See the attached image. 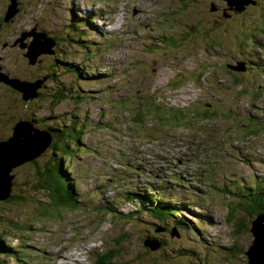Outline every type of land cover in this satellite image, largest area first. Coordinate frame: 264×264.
Here are the masks:
<instances>
[{
	"label": "rangeland",
	"instance_id": "1",
	"mask_svg": "<svg viewBox=\"0 0 264 264\" xmlns=\"http://www.w3.org/2000/svg\"><path fill=\"white\" fill-rule=\"evenodd\" d=\"M251 1L256 3L246 4L251 9L242 12L227 0L20 1L21 9L0 42L4 78L7 72L21 82H31L39 72L52 74L50 57L55 52L42 54L46 60L42 67L39 58L30 65V46L40 30L57 29L66 35L62 26L73 15L75 21L76 16L95 19L97 28L86 29V47L73 39L75 47L62 37V50L56 48V54L64 56V52L68 62L90 72L70 68L66 72L59 67L56 80L42 81L47 91L42 86L37 89L55 92L67 84L70 96L54 105L43 102L40 114L61 117L64 123L76 117L86 120L79 151L71 155L72 160L68 157L81 196L79 205L42 216L43 207L33 197L48 198L33 187V165L15 167L11 193L25 196L26 201L0 200V237L7 235L23 259L8 264H97L100 254L104 256L117 240L124 242V250L117 253L126 264H245L254 238L251 231L237 233L235 220L227 222L239 201L219 187L241 179L264 189V29L249 28L264 17V0ZM212 2L215 11L210 10ZM3 3L0 0V12ZM228 23L235 25L229 33L220 30ZM81 32L70 30L77 39ZM169 34L182 41L173 49L149 52L151 40ZM205 34H210L207 43L201 39ZM238 41L245 44L237 46ZM241 60L252 64L253 71L238 69ZM147 99H157L164 109L148 107ZM23 104L21 95L0 81V139L11 134L12 117H18ZM181 111L183 116H175ZM137 112L140 122L134 118ZM183 171L204 189L211 186L208 194L186 196L192 187H186L189 179L181 175ZM172 177H178L177 184ZM146 182L154 190L162 189L165 201L178 199L191 206L189 213L168 215L180 228L179 239L158 232L169 225L151 215L144 222L105 217L101 203L125 217L136 211L127 196L139 193L138 185ZM155 235L174 254L177 249L174 259L153 249L156 242L149 237ZM234 245L244 254L230 256L227 251Z\"/></svg>",
	"mask_w": 264,
	"mask_h": 264
},
{
	"label": "trees",
	"instance_id": "2",
	"mask_svg": "<svg viewBox=\"0 0 264 264\" xmlns=\"http://www.w3.org/2000/svg\"><path fill=\"white\" fill-rule=\"evenodd\" d=\"M11 2H12V0H4V3L1 4L0 42H2V36H3L2 33L5 32L9 28L11 22H13L15 20L16 16L18 15V13H17V14H15L14 17L7 19ZM223 3L226 5V2H223ZM20 6H18V10L21 9ZM215 6L216 5L214 4V2H212L211 6H210V8H212V9H210V10L215 11ZM249 8L251 9L250 5L245 7L246 10ZM245 9H244V11H245ZM222 10H225V7ZM224 17H225V19L230 18V17H228V14H226V15L224 14ZM254 17L255 16H252V18H254ZM83 19H87V21H85V22L87 24H90L92 29L94 28V26H96L94 24L93 20L91 21L87 17H84ZM213 22H215V23L213 24L212 27H214L217 23L215 20H213ZM234 26L235 25H229V23H228V25H226L223 29H220V30H223V32L229 33L231 28ZM74 27H77L78 29H80L83 26H82L81 22H75L72 20L70 23L68 21L67 24L65 23L62 26V30L66 33V35H63L62 33L60 34V31L57 29H55V30L53 29L52 31H47V32L45 31V33L47 34V37L54 39V41L56 42V46L54 47L55 51H56V48L58 50L59 47H60L59 51L62 50L61 49L62 46L59 43L60 40L62 39V37H63V39L66 38L64 40H67V42H69V44L72 45V43H73L75 47L77 44L73 42V39L76 42L78 40V42L81 43L80 44L81 46L86 47L84 42L87 41L88 36H86L85 33L81 32V34H79L78 39H77V37L75 38L76 35H74V33H72V34L70 33V30L76 29ZM96 28H97V26H96ZM249 28L262 31L264 29V17H260L258 19H255L254 22L250 24ZM210 30H214V29L210 28ZM40 31H44V30H40ZM95 31H98V30L96 29ZM84 35L86 36L87 39L85 38ZM169 37H171V38H169ZM169 37H167V36H165L164 38L161 37V39L159 41L157 40V41L150 42V44L147 45L148 50H150L149 52L152 54H156V53L158 54L161 51H163V49H169V48L173 49L178 43H180L182 41V40L176 39L175 37L173 39L171 34H169ZM106 38H108V37H106ZM106 38L104 37V40H107ZM235 38L240 39V37L238 35H235ZM201 39H202L203 43L204 42L207 43V41H210V34L203 35V38H201ZM174 44H175V46H173ZM240 44H245V43H243V42L241 43V41H238L237 46H240ZM5 46H6V44H5ZM63 54H64V56H61L62 53H60V54H56L55 56L53 55L52 57H50L51 59H53L52 62L50 63V70L52 71L51 72L52 74L46 73V74L41 75L39 72L35 76H32V78H33L32 81L35 82V81H38V80H40L44 77H47V76H48L47 80H53V79L56 80L55 76L60 75V73H59L60 68H64L66 72L69 68L72 72H77V73H82V72L88 73V72H90L88 69L83 71V69H79L77 65L74 66V64L68 62V59H69L68 55H66L64 52H63ZM236 59H235V61H236ZM39 60L40 61H39L38 66H40L42 64V62H43V65L46 62L45 57L42 55L39 57ZM241 61H243V60H241ZM241 61H239V62H241ZM244 63L246 64L247 69L253 71V65L252 64H248L247 62H244ZM30 65L34 66V64H31V63H30ZM40 67H42V66H40ZM184 73L187 74V71H184ZM7 75L9 77L12 76L10 73H7ZM12 77H14V76H12ZM76 77L78 78V76H76ZM14 78H16V77H14ZM62 85L63 86L58 87V89L55 92L51 91L49 93H45V92H43V89L47 91V88H46L47 86H46V84H43L42 85L43 89L38 91V94H39L38 97H36V99H32L29 101L24 100L23 92H20V91L15 89L21 95V99L24 102V104H23L24 108H22V111L18 115V117L17 116L12 117V120H14V125L12 126L11 134L7 137V139H5V140H8L12 136V134L14 132V128L20 120L27 121L28 123L32 124L34 128L49 133L51 138H52V143L49 146V148L43 153V156L36 159L35 161L28 163V164L33 165L32 175H31L32 176L31 182L34 183L33 187L37 191H40V195L42 193H44V195H45L44 197L48 198L47 200L45 199V201H44L41 197L40 198L33 197L35 199V201L38 202V204H40L43 207L42 209L44 210V214H41L42 216H45L48 214L52 215V214H54V212H57L59 210L74 208L76 205L77 206L79 205L80 199H78V198L81 197L78 195L77 190H75V185H76L75 181L76 180L71 176V168H70V164L68 162V157H70V159H71V155H73L74 153H78V151H79V148H80L79 145L81 142V133H82L81 128H83L85 126L84 122L86 120L85 119L83 120L81 117H76V118H72V121H70L68 123H64V121H62L63 119L61 117H58V118L52 117L50 119V116L47 117V116L40 114V112H41L40 109L43 106V104H42L43 102L49 103L50 105H54V104L61 103L64 100L63 97L67 98L68 96H70L68 93L72 92V89L71 88L68 89L67 84L66 85L62 84ZM50 97L54 98L53 99L54 102H52L50 100ZM145 104L148 107H150L149 105H151V108H153V109H157V110L164 109V108H162L163 106L157 102V99H154L152 101H149L147 99ZM127 106H129V105L127 104ZM206 112L208 113V110H205L204 113H206ZM142 113H144V110L142 111ZM128 114L131 115L130 112ZM172 115L174 116V113ZM175 116H183V112L182 111L179 113L176 112ZM134 118L137 120V122H140L141 121L140 112H137V115L134 116ZM116 121H118V120H116ZM116 121H114V122H116ZM254 121H257V120L254 119ZM49 123H51V124H49ZM110 128H112V127H110ZM5 140L0 139V142L5 141ZM74 150H75V152H74ZM79 155H81V153H79ZM230 181H228V183L226 184V186L224 188L221 189L219 187V190H226L227 193H229L235 197V200L239 201V202H237L238 207L235 210L236 213L232 214L230 216L231 218H228L227 222H230L232 219L235 220L236 223L234 225H235V228L237 230V233L238 232L246 233V232L250 231L252 222L256 218V216H258L261 213H264V189L259 184L255 187L246 185V184H244L245 182H243L241 179H239V180L236 179V181H237L236 184L231 181L233 183L232 184ZM13 183H14V181H13ZM204 187H205V189H207V190L204 189L206 192H209L212 188L211 186L207 187L205 185H204ZM214 188H216V186ZM35 189H34V192H35ZM26 190H25V192H26ZM12 192H13V190H12ZM147 193H148L147 195H141V193H136V192L129 193V195L134 196L135 199L130 198L128 195L127 196L128 198L126 201L138 202L140 204H139V207L137 206L138 209L134 212H131V214H129L127 217L120 214L116 210H112L111 208H109V206L107 204L101 203L100 207H101L102 211L105 213L104 214L105 217L110 215V216H113V218L115 217L114 220H118V221L124 220V219H129L132 221L139 220V221L144 222L148 219V215H151L154 218H156L157 220H160L162 222L171 223L168 215H171L172 213H174L178 209V207L172 205L171 201L170 202L167 201L166 202L167 204H165V205H158V206L153 207L149 203L154 202L156 197L149 192H147ZM27 194H30L31 196H33V194H31V192L27 193ZM206 194H208V193H206ZM24 195H25V193H24ZM158 198L162 199L161 196H158ZM9 200H11V201L15 200L17 202L18 201L24 202V201H26V197L21 196V195L17 196L15 194H13ZM158 202H160V201H158ZM1 220H3V218L0 215V221ZM7 222H11L17 229L20 227L16 221H12L11 219H8ZM102 222L105 223V220H103ZM177 223L185 226L184 222L178 221ZM178 228H179V226H178ZM149 241L156 242V245L159 248V249L158 248L157 249L159 251H161L164 254V256H166V258L173 257V259H174L177 249L175 248V254H174L172 251V247L169 246L165 242V240H163V239L159 240L158 237L155 235L154 238L149 237ZM123 243H124L123 241L120 242V240H117V242L114 244V246L112 248H110L107 252L104 253V256H103V254H100V257L97 261V264H126V262L123 261L122 258L119 259V257H118L119 254L117 253V251L122 252V250H124ZM148 248L150 249V247H148ZM118 249H120V250H118ZM20 252H21V250L19 249V247L17 245L16 246L13 245L12 242L8 240L7 235L0 237V264H8L11 261H18L19 259L22 260L23 258H20L22 256L20 254ZM227 252L229 253L230 256L236 255V254L237 255L244 254L243 249L237 245L231 246ZM25 261H27V260L25 259ZM244 262H245V264H248V259L245 260Z\"/></svg>",
	"mask_w": 264,
	"mask_h": 264
},
{
	"label": "water",
	"instance_id": "3",
	"mask_svg": "<svg viewBox=\"0 0 264 264\" xmlns=\"http://www.w3.org/2000/svg\"><path fill=\"white\" fill-rule=\"evenodd\" d=\"M227 1L230 6L238 12L244 11L246 4L251 2L253 4L256 3V1L251 0ZM12 2L14 4L10 5L7 19L14 17L19 11L18 6L20 0H12ZM34 35L35 40L30 46V52L28 54L33 58L31 64H36L40 55L44 53H56L54 50L56 42L54 39L50 40V37H47L45 31H39ZM24 36L25 35L22 34L21 40ZM238 69L246 70V64L240 62ZM5 76L6 78L0 76V81L11 85L12 88L20 92H23V98L26 101L32 99L35 90L37 93L36 97H38L39 94L37 89L40 88L48 78L47 76L35 82H21L18 79L10 78L7 73ZM51 143L52 138L49 133L34 128L33 125L27 121L20 120L17 123L12 136L8 140L0 142V200H7L12 196L11 192L14 186L13 181L16 176L14 173L15 167L35 161L49 148ZM11 172L13 173L11 174ZM250 231L254 239L252 245L246 250L248 264H264V213L256 216L252 222Z\"/></svg>",
	"mask_w": 264,
	"mask_h": 264
}]
</instances>
